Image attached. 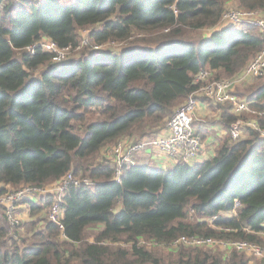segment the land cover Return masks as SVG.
Instances as JSON below:
<instances>
[{"label": "trees", "instance_id": "obj_1", "mask_svg": "<svg viewBox=\"0 0 264 264\" xmlns=\"http://www.w3.org/2000/svg\"><path fill=\"white\" fill-rule=\"evenodd\" d=\"M228 3L264 16V0H0V195L67 173L94 181L59 198L15 202L30 217L20 238L9 236L2 207L0 264H264L243 252L163 253L140 243L170 247L182 235H203L264 245V116L254 115L258 130L223 139L211 158L168 168L126 163L118 181L100 154L163 131L199 71L231 78L261 51L253 25L215 29ZM79 29L90 30L97 51L56 63L40 48L25 50L42 38L73 50ZM109 43L120 46L97 48ZM253 80L236 95L264 110V75ZM198 98L221 110L225 127L243 114ZM57 201L63 231L46 216Z\"/></svg>", "mask_w": 264, "mask_h": 264}, {"label": "built area", "instance_id": "obj_2", "mask_svg": "<svg viewBox=\"0 0 264 264\" xmlns=\"http://www.w3.org/2000/svg\"><path fill=\"white\" fill-rule=\"evenodd\" d=\"M229 22L233 25L247 23L257 27L260 31L262 37V48L261 51L240 71L238 75H235L229 79H216L208 81L206 85L200 88L198 93H189L184 99L183 103L173 111L171 116L167 120V132L166 125L163 131L158 133L156 136L151 139L144 140L139 143H124L117 142L116 145L111 149V160L113 165L112 178L113 180L118 181L121 176L122 166L131 161L132 155L134 153L143 151L146 149H154L163 155L161 159V168H168L172 163L176 161H186L193 162L196 160V157L201 152L203 147V141L201 137L196 134L194 128L192 127V121L195 113V102L196 98L200 96H206V94L211 95L209 99L218 102H229L231 103L232 109L240 114L239 112L246 111L248 114L261 115L257 111H252L246 107H243L238 103H244L245 100H235L234 97L228 95V90L238 82L248 81L250 79H255L259 76L264 75V16L257 11H247L239 9H231L229 11H224L222 16L219 19V23ZM40 48L42 51L51 55L52 62H62L66 60L68 47H59L55 42L48 38H42L39 41L29 45L25 50L32 54L34 50ZM204 71H199L194 75L193 82L197 83L198 81L205 79L208 72L203 73ZM234 88V87H233ZM232 88V89H233ZM257 123V122H256ZM231 125V124H230ZM243 125L241 118H236L232 125L229 127V140L236 141L241 139L240 127ZM255 128L254 125L252 127ZM162 132H166V135L160 136ZM90 182L84 178H76L71 173L65 174L61 179L60 185L57 188V198L63 194V191L68 186H80V185H89ZM21 187L15 191H8L0 195V200H6L9 203L13 204L18 200L24 198L25 196L35 192L36 190L40 191L39 188L34 187ZM236 207L233 208L235 210ZM47 218L49 221L54 222L57 226L60 227L63 231V226L60 221V210L59 203L54 202L49 208H47ZM8 217L10 219V213L8 212ZM211 222V220H208ZM15 223H11L14 225ZM219 232L224 231H233L229 228H218ZM141 244L150 245L152 242L145 243L140 241ZM123 245V243H122ZM170 248L175 250L179 247H206V248H217L223 255L229 256V253L232 251L247 253L250 252L253 254V257L256 259L264 260V245L257 243L249 242L246 240L240 241H231L230 238H218V237H209L203 235H182L174 239L170 243ZM232 250V251H231Z\"/></svg>", "mask_w": 264, "mask_h": 264}, {"label": "rangeland", "instance_id": "obj_3", "mask_svg": "<svg viewBox=\"0 0 264 264\" xmlns=\"http://www.w3.org/2000/svg\"><path fill=\"white\" fill-rule=\"evenodd\" d=\"M231 9H236V6L234 5V4H232V3H228L226 6H225V11H229V10H231ZM222 24H231V23H229V22H222ZM243 24H245V23H241V24H236V25H233V24H231L232 26H235L236 28H241L242 26H243ZM241 25V26H240ZM220 26L221 25H217L216 27H215V29H218V28H220ZM227 26H229V25H227ZM89 33H90V30L89 29H79L78 30V41H79V46L77 47V48H75V49H73V50H68V54H67V59H76L82 52L83 53H87V52H90V51H97V50H95L94 49V45H93V43H92V40H91V38H90V36H89ZM206 33H208V31H202L201 33H200V36H202V35H205ZM120 45L118 44V43H115V44H111V43H109V44H104V45H101V46H98L97 48H99V49H114V48H117V47H119ZM91 47H93L92 49H91ZM88 48H90V49H88ZM40 71V69L39 70H37L36 72H35V74H38V72ZM201 71H204L203 73H205V72H208L209 74L207 75V77L205 78V79H202V80H200V81H198L197 83H195V82H193V91H192V93H198V92H200V88L202 87V86H204V85H206L207 84V82H208V80H210L211 78H212V76H210V71L209 70H201ZM223 78H220L219 80H222ZM253 81V80H252ZM242 82V81H241ZM241 82H238V83H235L227 92H228V95H231L232 97H234L235 98V100H237V95H240L241 93H242V91H243V88L246 86V83H241ZM245 86H244V85ZM242 85V86H241ZM235 88V92H232L231 91V89L232 88ZM240 93V94H239ZM237 94V95H236ZM208 97H212L211 95H209V94H206ZM203 97H206V96H203ZM208 97H206L207 99H209ZM196 102H195V108L194 109H196V107H197V104H198V99L196 98ZM211 100V99H210ZM240 104V106L242 105L243 107H246V108H248V109H250V110H252V111H258L260 114H262L263 116H264V110H256L255 108H253L252 107V103L251 102H249V101H244V103H238V105ZM181 105V104H180ZM179 105V106H180ZM178 106V107H179ZM255 107V106H254ZM177 109V108H176ZM175 109V110H176ZM246 111H242V112H239V113H243L242 115H241V120H242V123H243V125L240 127V131H241V137L243 136V137H245V135H246V132H247V128H252L253 127V125H254V127L255 128H260V126L258 125V122H257V118H256V116H254V115H256V114H248V113H245ZM210 116H205V117H202V120H203V123H202V121H195V122H193L194 121V118H193V121H192V127L194 128V130L195 129H197L198 130V128H200L201 130H203L202 128H207V129H210V132H211V134H210V132L206 129L205 131L203 130L202 132H200V133H197L196 131V134H198L200 137H201V139H202V141H203V147H202V149H201V152L199 153V155L196 157V160H203V159H205V157L204 156H206V155H208V153L205 151V150H207V149H209V148H206V144H205V138L207 137V136H211V137H213V135H219V132H220V129L218 128H215V129H211L208 125H214V124H216V126H218V127H220L221 129L223 128V130H225L226 131V134H224V135H222L221 137H222V139L224 138L225 140H228L229 139V127L232 125V123L233 122H231L227 127H225V126H223V125H221L220 123H219V125H217L218 123H216V122H214V120H209L208 118H209ZM257 122V123H256ZM253 129V128H252ZM166 132H167V123H166ZM166 132H162L161 134H160V136H164V135H166ZM260 134H261V137H264V128H261V130H260ZM242 137V138H243ZM229 141V140H228ZM116 144H112V145H110V146H106L105 148H104V150L100 153L101 154V159L103 160V163L105 164V165H108L109 164V161L112 163V160H111V149L115 146ZM216 147H218V146H216ZM146 150H149V151H151V153H154V154H156V157H157V160L158 161H160L161 159H163V155H162V153H160V152H158V151H156V150H154V149H146ZM146 150H143V151H146ZM143 151H139V152H136V153H134V155H132V157H131V161L130 162H128V163H132V161L133 160H135V162L136 163H140V164H148V165H151V163L152 162H150V161H148V157L145 155V154H143V153H145V152H143ZM215 151H216V149L215 150H213L212 152H213V155L215 154ZM210 158L212 157V155H208ZM208 159V158H207ZM191 163V162H190ZM193 163H194V161H193ZM80 177V176H79ZM89 182H90V184L89 185H92L93 184V182L94 181H92V180H89V179H87ZM59 185H60V181L58 182V183H55V182H53V183H50V184H47V185H43L42 187H37V188H39L40 189V191H38V190H36L35 192H32L31 194H29V196L27 195V197H32V196H38V197H41V195H43V196H46L47 194H52V195H54V196H56V193H57V188L59 187ZM25 187H28V186H25ZM30 188H34V187H30ZM26 197V196H25ZM20 205H23V204H20ZM20 205H18V206H20ZM18 206L17 207H15V203H13V204H11V203H9L8 201H6V200H0V216L1 217H4V216H2L3 215V210H2V207L4 208V211L6 212V217L5 218H3V220H4V223H5V225L7 226V228H8V231H10V237L12 236H16V237H19L20 238V235H23V236H26V235H29L28 234V232H27V230H26V223L29 221V219H30V217H29V210L27 209V207L24 205V209H18ZM236 209V208H235ZM8 212L10 213V216H11V218L12 219H10L9 217H8ZM191 220V219H190ZM207 222H208V220H206ZM15 223V224H17V223H19V225L18 226H16V228L14 227V228H12V226H11V223ZM209 224H210V226H211V222H208ZM218 228H216V230H217ZM17 230V231H16ZM218 231V230H217ZM219 232V231H218ZM19 233H20V235H19ZM262 240H264V234H259L258 235ZM10 237H8V238H10ZM91 240V239H90ZM231 241H240V240H234V239H230ZM155 244H157V245H155ZM262 244V243H261ZM147 245V244H146ZM150 248H152L153 247V251H156L157 250V248H159V249H161L160 251L161 252H163V253H169L168 252V250L170 251V250H173V249H171L170 247H168V246H166V245H162V244H160V243H155L154 242V245H148ZM122 247H124V246H122ZM163 250V251H162ZM215 250H217V249H215ZM220 250V249H219ZM218 250V251H219ZM220 251H222V253H224V251L223 250H220ZM232 251V250H231ZM230 253H232V252H230ZM229 253V254H230ZM244 255H246V259L249 261V263H251V262H256V261H258V260H255L256 258H254L253 257V254L252 253H250V252H247V253H245Z\"/></svg>", "mask_w": 264, "mask_h": 264}, {"label": "crops", "instance_id": "obj_4", "mask_svg": "<svg viewBox=\"0 0 264 264\" xmlns=\"http://www.w3.org/2000/svg\"><path fill=\"white\" fill-rule=\"evenodd\" d=\"M261 15H263V14L261 13ZM238 74H236V75H238ZM210 76H212V78L210 80H208V81L216 80L214 78V75H213V73L211 71H210ZM223 79H229V78H223ZM252 80L253 79H250L248 81H244V82H241V83H246V85H248V84H250V83H252L254 81V80L253 81ZM231 91L234 92V88L231 89ZM197 99H198L199 102H198L197 107L195 109L194 122L195 121L196 122L197 121H202V123H203L202 117L210 116L208 118L209 120H214V122L218 123L217 125H219V123L222 125V123L220 121L221 110L220 111L217 110V112H216V110H214L211 107L210 104L202 101L201 98H197ZM237 100H245L246 101V98L245 97H237ZM219 104H228V105L230 104V106H231V103H229V102H223V103H219ZM231 108H232V106H231ZM208 126L211 129H215V128H217V129L219 128L220 129V132H219V135L218 136L216 134L213 135V137H211L209 135L204 140L205 141V144L207 145L206 148H209V149H207L205 151L208 153V155H212L213 156V152L212 151L215 150V149H217L216 146H219V144L222 143V141H223L224 138L222 139L221 136L224 135V134H226V131L223 130V128L221 129L220 127L216 126V124H214V125H208ZM202 129L205 131L207 128L206 129L205 128H202ZM207 130L210 132V129H207ZM210 134H211V132H210ZM143 152H145L143 154H145L148 157V161L152 162L151 165H149L150 167L152 166V167H160L161 168V166H162L161 163H160L161 161H158L157 160L156 154L151 153V151H149V150H146V151H143ZM208 155L204 156L205 159L210 158ZM132 163H136L135 160H133ZM18 209H24V205L18 206Z\"/></svg>", "mask_w": 264, "mask_h": 264}]
</instances>
